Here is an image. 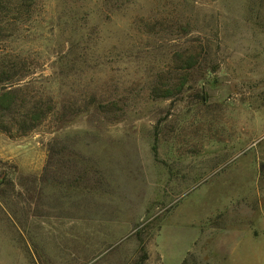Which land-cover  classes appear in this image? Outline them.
<instances>
[{
  "label": "rangeland",
  "instance_id": "1",
  "mask_svg": "<svg viewBox=\"0 0 264 264\" xmlns=\"http://www.w3.org/2000/svg\"><path fill=\"white\" fill-rule=\"evenodd\" d=\"M23 13L0 67L53 110L0 131V264H264V0Z\"/></svg>",
  "mask_w": 264,
  "mask_h": 264
},
{
  "label": "trees",
  "instance_id": "2",
  "mask_svg": "<svg viewBox=\"0 0 264 264\" xmlns=\"http://www.w3.org/2000/svg\"><path fill=\"white\" fill-rule=\"evenodd\" d=\"M2 11L10 12L7 18L12 23H20L23 11L27 13V0H0V12ZM189 60L192 62L187 64L188 68L193 66L194 57ZM25 75L21 71L0 67V131L11 136L25 135L53 110L51 105L47 112L35 108V105L27 109V104H30L25 94L27 84L22 85ZM18 108H22V112L16 111ZM140 250L143 251V248ZM142 258L146 259L145 253Z\"/></svg>",
  "mask_w": 264,
  "mask_h": 264
},
{
  "label": "crops",
  "instance_id": "3",
  "mask_svg": "<svg viewBox=\"0 0 264 264\" xmlns=\"http://www.w3.org/2000/svg\"><path fill=\"white\" fill-rule=\"evenodd\" d=\"M186 252H188V251H186ZM186 252L180 257L179 261H178L176 264H179V263L183 260V258L185 257ZM153 253H154V252H153ZM157 254H158V253H157ZM158 256L160 257V255H158ZM149 257L152 258L151 255H150ZM160 259H161L162 263L164 264L163 259H162L161 257H160Z\"/></svg>",
  "mask_w": 264,
  "mask_h": 264
}]
</instances>
